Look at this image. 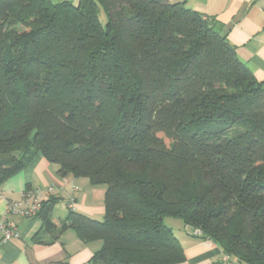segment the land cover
I'll use <instances>...</instances> for the list:
<instances>
[{
	"label": "trees",
	"instance_id": "obj_1",
	"mask_svg": "<svg viewBox=\"0 0 264 264\" xmlns=\"http://www.w3.org/2000/svg\"><path fill=\"white\" fill-rule=\"evenodd\" d=\"M224 27L184 1L0 0V186L42 154L106 187L101 220L42 200L37 236L100 240L91 264H180L171 217L264 264V83Z\"/></svg>",
	"mask_w": 264,
	"mask_h": 264
},
{
	"label": "crops",
	"instance_id": "obj_2",
	"mask_svg": "<svg viewBox=\"0 0 264 264\" xmlns=\"http://www.w3.org/2000/svg\"><path fill=\"white\" fill-rule=\"evenodd\" d=\"M169 1H184L188 7L223 22L224 33L239 58L264 83V0ZM29 188L39 190L41 200H58L52 216L59 221L68 217L71 197L75 199V211L98 220L104 217L105 186L91 185L87 178L64 176L57 166L38 154L29 166L0 186V221L16 233L9 239L0 233V264H91L102 246L100 240L85 242L73 229H53L37 236L43 226L41 218L7 213L9 202L21 199ZM32 201L33 198L29 204ZM181 242L186 259L180 264H223L224 252L212 240L185 235Z\"/></svg>",
	"mask_w": 264,
	"mask_h": 264
},
{
	"label": "built area",
	"instance_id": "obj_3",
	"mask_svg": "<svg viewBox=\"0 0 264 264\" xmlns=\"http://www.w3.org/2000/svg\"><path fill=\"white\" fill-rule=\"evenodd\" d=\"M52 189V188H51ZM41 192L37 189L30 188L23 194L22 198L15 201H10L7 207V213L13 215H21L28 218H34L40 207H41ZM33 198L32 204H29L30 199ZM68 207L74 210L75 199L71 197L68 202ZM199 233V231H196ZM0 233H3L5 239H9L16 236L13 229L9 228L5 221H0ZM222 262L224 264H239L227 254L222 257Z\"/></svg>",
	"mask_w": 264,
	"mask_h": 264
},
{
	"label": "rangeland",
	"instance_id": "obj_4",
	"mask_svg": "<svg viewBox=\"0 0 264 264\" xmlns=\"http://www.w3.org/2000/svg\"><path fill=\"white\" fill-rule=\"evenodd\" d=\"M53 1H54V2H60V1H62V0H53ZM74 1H75V0H74ZM101 19H102L103 22H104V20H105V16L102 15V16H101ZM19 28L22 29V27H19ZM165 221H166V223H167L169 226H171V227L174 229V231H175L176 235L179 237V239H180L181 241H183L185 235H187V234H186L187 231L184 229V226H183V222H182V220H181V219H176V218L167 217Z\"/></svg>",
	"mask_w": 264,
	"mask_h": 264
}]
</instances>
